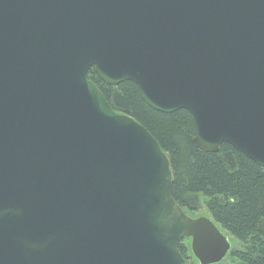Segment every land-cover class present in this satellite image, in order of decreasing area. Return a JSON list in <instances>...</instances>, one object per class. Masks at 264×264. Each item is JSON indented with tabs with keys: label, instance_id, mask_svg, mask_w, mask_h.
Instances as JSON below:
<instances>
[{
	"label": "water",
	"instance_id": "1",
	"mask_svg": "<svg viewBox=\"0 0 264 264\" xmlns=\"http://www.w3.org/2000/svg\"><path fill=\"white\" fill-rule=\"evenodd\" d=\"M91 69L264 168V0H0V264H192L184 240L221 264L229 238Z\"/></svg>",
	"mask_w": 264,
	"mask_h": 264
},
{
	"label": "trees",
	"instance_id": "2",
	"mask_svg": "<svg viewBox=\"0 0 264 264\" xmlns=\"http://www.w3.org/2000/svg\"><path fill=\"white\" fill-rule=\"evenodd\" d=\"M87 77L112 109L137 120L168 153L175 179L172 195L185 214L195 218L194 214L205 210L237 243L230 257L239 264H264V168L227 144L217 154L202 152L193 142L196 126L190 113L154 111L142 100L134 83L109 86L94 69ZM189 241H182L179 251L192 264H198Z\"/></svg>",
	"mask_w": 264,
	"mask_h": 264
},
{
	"label": "rangeland",
	"instance_id": "3",
	"mask_svg": "<svg viewBox=\"0 0 264 264\" xmlns=\"http://www.w3.org/2000/svg\"><path fill=\"white\" fill-rule=\"evenodd\" d=\"M193 217H195V218H198V217H208V214L206 213L205 210H201V211L197 212L196 214H194ZM223 234H225V233H223ZM225 235H227V234H225ZM227 237L229 238V242H230L231 247H232L231 248V251H232L234 249V247L237 245V243L234 240H232V238L229 235H227ZM188 245H189V247H191V241L188 242ZM230 254H228V256L225 258V260L221 264H239L238 261H236L235 259H233L232 257H230Z\"/></svg>",
	"mask_w": 264,
	"mask_h": 264
}]
</instances>
